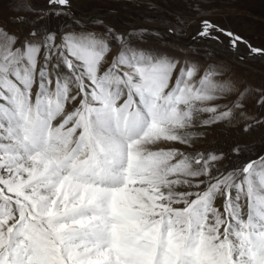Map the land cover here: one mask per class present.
<instances>
[{
	"label": "snow or ice",
	"instance_id": "obj_1",
	"mask_svg": "<svg viewBox=\"0 0 264 264\" xmlns=\"http://www.w3.org/2000/svg\"><path fill=\"white\" fill-rule=\"evenodd\" d=\"M48 6L15 19L70 23L23 40L0 27V264H264V155L186 150L200 126L264 123L244 111L251 90L133 43L158 33Z\"/></svg>",
	"mask_w": 264,
	"mask_h": 264
},
{
	"label": "rangeland",
	"instance_id": "obj_2",
	"mask_svg": "<svg viewBox=\"0 0 264 264\" xmlns=\"http://www.w3.org/2000/svg\"><path fill=\"white\" fill-rule=\"evenodd\" d=\"M69 2L80 16L91 18L95 15V18L102 19L119 32L126 33L129 30L145 28L149 32L158 33L145 35L142 40L133 39V43L140 47L167 53L178 58L181 63L185 60L196 62L201 73L209 64L215 65L218 80L231 79L240 90L246 87L251 90L244 102V111L254 115L257 120L264 118V105L256 104L259 96L264 95V62L253 63L237 56L226 55L203 42H190L191 44L186 45L175 40V37H178L184 42L192 41L202 30V21L208 20L217 29L224 30V32L212 30L211 36L217 39L209 40H216L217 43L220 41L233 47L232 37L225 34L231 32L241 38L233 48L242 53H251V48L264 50V0H69ZM33 3L44 6L48 0H0V27L17 34L23 40L29 35L32 27L58 30L62 25L70 23L69 17L64 15L47 16L34 25L18 22L15 19L17 17L34 20L41 11L52 10L35 8ZM25 6L33 11H28ZM71 14L73 18H77L72 12ZM177 16L186 22V27L179 30L178 34L169 33L167 29L171 28L174 32L178 29L175 19ZM122 20L138 21L140 24L128 27L119 22ZM235 98L234 95H227L215 103L227 104ZM245 123L249 121H241L231 126H226L225 123L200 126L198 130L203 131L204 135L196 137L192 148L186 150L222 152L225 154L223 163L231 167L256 159L264 154V123L253 124L248 131L244 130ZM175 147L184 146L177 144ZM237 147L240 148L238 155L233 152Z\"/></svg>",
	"mask_w": 264,
	"mask_h": 264
},
{
	"label": "bare ground",
	"instance_id": "obj_3",
	"mask_svg": "<svg viewBox=\"0 0 264 264\" xmlns=\"http://www.w3.org/2000/svg\"><path fill=\"white\" fill-rule=\"evenodd\" d=\"M37 6H42V5H37ZM43 9H45V8H43ZM119 22L121 24H123V25H127L128 27H132L135 24H140V22H138V21H131V20H129V21L128 20H122V21H119ZM200 39H202V38H200ZM205 40L208 41L210 44H213L215 47L221 48V50L227 51V52L231 53V55H233L235 57L236 56L240 57L241 59H243L245 61L247 60V61H250V62H253V63H262V62H264V55L261 54V53H252V52L251 53H242L241 51H239V50H237V49H235L233 47H229L227 45H224V43H222L220 41L217 43L216 40H213V41L209 40V39H205Z\"/></svg>",
	"mask_w": 264,
	"mask_h": 264
},
{
	"label": "water",
	"instance_id": "obj_4",
	"mask_svg": "<svg viewBox=\"0 0 264 264\" xmlns=\"http://www.w3.org/2000/svg\"><path fill=\"white\" fill-rule=\"evenodd\" d=\"M31 1H33V0H31ZM33 5H34V7L35 8H38V9H43V8H49V6H48V3L46 4V5H44V6H37L36 4H34L33 3ZM71 11H72V13L77 17V18H81V19H86L85 17H82V16H80L79 14H77L73 9H72V7H70L69 8ZM93 18H95V15L94 16H92ZM91 17V18H92ZM151 28H153V29H159L158 27H156V26H150ZM167 30H169V29H167ZM174 37H175V35H173ZM177 39V38H176ZM178 40V39H177ZM197 40V39H196ZM180 41V40H179ZM180 42H182V41H180ZM183 43V42H182ZM216 49H218L219 51H221V52H225V51H223V50H221V49H219L218 47H215ZM263 55H264V53H263Z\"/></svg>",
	"mask_w": 264,
	"mask_h": 264
}]
</instances>
